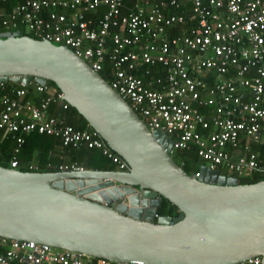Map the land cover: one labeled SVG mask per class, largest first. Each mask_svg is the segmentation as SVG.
I'll list each match as a JSON object with an SVG mask.
<instances>
[{"label":"built area","instance_id":"1","mask_svg":"<svg viewBox=\"0 0 264 264\" xmlns=\"http://www.w3.org/2000/svg\"><path fill=\"white\" fill-rule=\"evenodd\" d=\"M188 1V20L170 12ZM0 30L71 50L107 76L150 132L169 136L172 151L194 146L221 174L264 172V159L252 149L264 139V0H133L130 6L126 0H18L8 15L0 10ZM5 84L0 83V142L14 144L10 169L18 170L25 138L37 132L66 147L98 149L126 170L95 131L76 130L49 113L51 105L63 111L69 106L56 87ZM27 169L34 172L36 163ZM0 264L120 263L0 237ZM237 264L262 263L255 257Z\"/></svg>","mask_w":264,"mask_h":264},{"label":"water","instance_id":"2","mask_svg":"<svg viewBox=\"0 0 264 264\" xmlns=\"http://www.w3.org/2000/svg\"><path fill=\"white\" fill-rule=\"evenodd\" d=\"M53 83L125 171L21 172L0 167V237L114 263L264 264V181L201 166L188 175L173 140L66 47L0 33V83ZM175 216H158L161 200Z\"/></svg>","mask_w":264,"mask_h":264},{"label":"trees","instance_id":"3","mask_svg":"<svg viewBox=\"0 0 264 264\" xmlns=\"http://www.w3.org/2000/svg\"><path fill=\"white\" fill-rule=\"evenodd\" d=\"M14 1L18 0H7L6 2L0 1V10L4 15L10 13L14 6ZM132 2L133 0H126L127 6H130ZM190 4L191 3L188 1L181 9H171L170 12L182 14L188 20L191 17V11L189 9ZM101 12L102 10L99 11L96 18L101 16ZM87 17H89V15H87ZM0 32L4 31L0 30ZM22 35L31 37L30 34L25 32H22ZM101 77L106 82L109 81L105 74L101 73ZM5 85L7 88H13L16 86L10 82ZM49 85L55 87L53 83H49ZM35 97L37 99V96ZM56 107V104L51 105L49 113L55 114L53 109ZM59 116L63 117L66 124L72 126L76 130L90 129L85 119L70 106H68L66 110L61 111V115ZM13 147L14 144L9 139L0 142V167L10 168L9 163L13 157ZM252 149L258 155L259 159H264V139L261 143L253 145ZM171 158L188 175L196 174L201 166H208V164L197 155V148L194 146H190L188 149L173 150ZM17 159L19 161L18 170L21 172H29L27 164L30 162L36 163L37 170L34 172L38 173L59 172L61 171L59 166L70 167L72 165L83 168V170L86 171H118V165L112 163L98 149H86L85 147L74 149L72 147H66L62 145V142L59 139L44 134H38L37 132L31 133L25 138V143L22 150L17 155ZM223 175L237 177L241 185L264 181V172H261V170L253 172L248 178H240L241 176L234 173H224ZM157 214L158 216L171 217L177 214V209L167 200L162 199Z\"/></svg>","mask_w":264,"mask_h":264},{"label":"crops","instance_id":"4","mask_svg":"<svg viewBox=\"0 0 264 264\" xmlns=\"http://www.w3.org/2000/svg\"><path fill=\"white\" fill-rule=\"evenodd\" d=\"M57 106V105H56ZM53 111L55 112V114H52L51 113V115H55V116H58V117H60L59 115H61V111H63V110H61L60 108H59V106H57L56 108H54L53 109Z\"/></svg>","mask_w":264,"mask_h":264},{"label":"rangeland","instance_id":"5","mask_svg":"<svg viewBox=\"0 0 264 264\" xmlns=\"http://www.w3.org/2000/svg\"><path fill=\"white\" fill-rule=\"evenodd\" d=\"M248 177H250V176H247L246 178H248ZM240 178H243V177L241 176Z\"/></svg>","mask_w":264,"mask_h":264},{"label":"bare ground","instance_id":"6","mask_svg":"<svg viewBox=\"0 0 264 264\" xmlns=\"http://www.w3.org/2000/svg\"><path fill=\"white\" fill-rule=\"evenodd\" d=\"M103 74V73H102Z\"/></svg>","mask_w":264,"mask_h":264},{"label":"clouds","instance_id":"7","mask_svg":"<svg viewBox=\"0 0 264 264\" xmlns=\"http://www.w3.org/2000/svg\"><path fill=\"white\" fill-rule=\"evenodd\" d=\"M15 170V169H14Z\"/></svg>","mask_w":264,"mask_h":264}]
</instances>
